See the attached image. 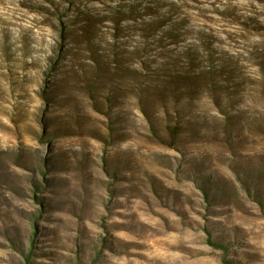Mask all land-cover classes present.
<instances>
[{"label": "rangeland", "instance_id": "obj_1", "mask_svg": "<svg viewBox=\"0 0 264 264\" xmlns=\"http://www.w3.org/2000/svg\"><path fill=\"white\" fill-rule=\"evenodd\" d=\"M0 264H264V0H0Z\"/></svg>", "mask_w": 264, "mask_h": 264}, {"label": "trees", "instance_id": "obj_2", "mask_svg": "<svg viewBox=\"0 0 264 264\" xmlns=\"http://www.w3.org/2000/svg\"><path fill=\"white\" fill-rule=\"evenodd\" d=\"M188 74H190V75H191V74H193V73H192V72H188ZM191 77H192V76H191Z\"/></svg>", "mask_w": 264, "mask_h": 264}]
</instances>
